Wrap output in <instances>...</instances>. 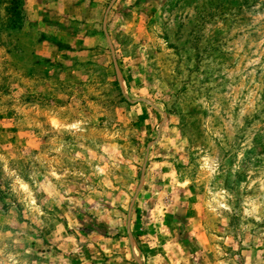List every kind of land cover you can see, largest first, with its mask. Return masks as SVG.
Returning a JSON list of instances; mask_svg holds the SVG:
<instances>
[{
	"label": "rangeland",
	"instance_id": "rangeland-1",
	"mask_svg": "<svg viewBox=\"0 0 264 264\" xmlns=\"http://www.w3.org/2000/svg\"><path fill=\"white\" fill-rule=\"evenodd\" d=\"M0 264H264V0H0Z\"/></svg>",
	"mask_w": 264,
	"mask_h": 264
}]
</instances>
